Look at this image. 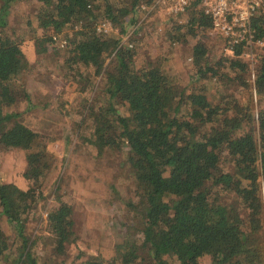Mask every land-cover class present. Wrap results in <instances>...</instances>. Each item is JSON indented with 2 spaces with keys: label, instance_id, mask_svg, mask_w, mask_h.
<instances>
[{
  "label": "trees",
  "instance_id": "16d2710c",
  "mask_svg": "<svg viewBox=\"0 0 264 264\" xmlns=\"http://www.w3.org/2000/svg\"><path fill=\"white\" fill-rule=\"evenodd\" d=\"M12 1L0 0V143L25 150L27 186L0 180V214L22 232L28 213L46 207L42 184L57 153L44 133L5 109L17 101L21 74L30 66L22 29L7 19ZM37 1L27 20L31 26L34 19L42 30L34 34L37 52L59 43L63 63L76 65L75 74L90 91L85 107L90 130L77 134L97 152L127 145L125 164L135 180L141 224L138 239L116 246L118 263L264 264V242L252 238L264 228V46L255 48L254 60L243 54L244 44L213 57L204 39L195 37L210 17L194 0L183 12L185 22L175 17L166 25L170 43L194 37L190 60L196 82L181 87L158 59L138 63L134 43L121 39L137 21L141 3L153 0ZM104 20L117 28L115 34L97 30ZM252 27L264 41V10L253 17ZM244 91L263 98L256 113L248 98L240 99ZM223 149L232 158L233 172L221 164ZM58 202L47 209L56 255L65 254L75 239L73 209ZM22 254L13 258L8 234L0 228V264H48ZM66 264L110 263L91 256Z\"/></svg>",
  "mask_w": 264,
  "mask_h": 264
},
{
  "label": "rangeland",
  "instance_id": "374dc122",
  "mask_svg": "<svg viewBox=\"0 0 264 264\" xmlns=\"http://www.w3.org/2000/svg\"><path fill=\"white\" fill-rule=\"evenodd\" d=\"M38 3L37 0H13L9 5L7 19L20 28L17 30L22 29V49L30 66L21 74V92L17 101L5 109L17 111L23 122L44 133L50 140L49 148L57 156L42 184L46 207L36 206L28 213L22 232L16 231L2 214L0 228L8 234L13 258L20 253L26 257L24 254L29 252L38 262L66 264L85 257L102 256L110 264H119L116 246L127 238L138 239L137 227L141 224L135 180L131 168L125 164L127 145L123 143L117 149L97 152L77 134L79 130L82 134H88L90 130V119L85 114L90 91L85 79L75 74L76 65L70 68L63 63V54L56 49L59 43L44 52H37L34 34L42 30L35 27L34 19L31 26L27 25V20L33 18ZM146 6L139 11L137 21L129 24L127 31L121 34L122 42L134 43L138 63L161 61L163 67L170 69L181 81V87L196 82L192 75L194 65L189 59L194 37L187 34L186 41L170 43L167 36L166 25L171 26V19L176 17L185 22L187 14H170L164 4L156 3V0ZM112 31L115 34L117 28ZM64 36L63 31L59 39ZM195 37L204 39L213 57L225 51L217 34L198 29ZM78 67L84 71V65ZM181 87H177L178 91ZM240 96L241 100L248 98L254 113L263 104V98L254 93L244 91ZM219 152L223 167L233 172V161L227 150ZM25 164V150L0 143V180L26 188L27 182L22 174ZM58 201L68 203L73 209L75 239L66 245L65 254L56 255L47 209ZM252 238L264 242V228L254 232Z\"/></svg>",
  "mask_w": 264,
  "mask_h": 264
},
{
  "label": "built area",
  "instance_id": "2783aa9c",
  "mask_svg": "<svg viewBox=\"0 0 264 264\" xmlns=\"http://www.w3.org/2000/svg\"><path fill=\"white\" fill-rule=\"evenodd\" d=\"M194 0H156L161 2L170 14L185 12ZM199 7L210 17V24L205 28L208 34H217L223 41L227 53H232L234 46L244 44L247 50L243 53L251 59L255 55V48L264 46V41L256 38L252 27V19L264 10V0H198ZM141 8L146 9L145 3ZM109 21H100L97 30H111ZM132 46L131 41H126ZM64 40H60L63 44ZM191 59V57H189Z\"/></svg>",
  "mask_w": 264,
  "mask_h": 264
}]
</instances>
